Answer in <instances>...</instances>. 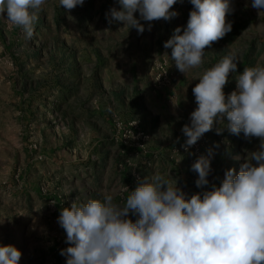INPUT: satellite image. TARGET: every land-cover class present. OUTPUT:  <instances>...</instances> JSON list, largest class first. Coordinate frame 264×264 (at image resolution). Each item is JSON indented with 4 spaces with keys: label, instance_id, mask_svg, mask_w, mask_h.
<instances>
[{
    "label": "rangeland",
    "instance_id": "obj_1",
    "mask_svg": "<svg viewBox=\"0 0 264 264\" xmlns=\"http://www.w3.org/2000/svg\"><path fill=\"white\" fill-rule=\"evenodd\" d=\"M251 4L231 0L232 30L186 76L164 43L177 27L182 34L189 0H178V16L151 22L150 31L141 21L142 34L108 23L116 0H85L70 13L47 0L30 39L0 15V245L16 246L20 264H66L60 250L69 245L57 219L73 201L112 194L122 205L129 193L121 189L133 191L138 177L155 172L176 179L190 196L201 191L191 166L210 149L206 189L219 186L226 170L238 173L258 139L226 129L218 135L214 123L186 151L182 128L190 125L192 88L206 69L236 57L228 95L244 68L264 65V13Z\"/></svg>",
    "mask_w": 264,
    "mask_h": 264
},
{
    "label": "clouds",
    "instance_id": "obj_2",
    "mask_svg": "<svg viewBox=\"0 0 264 264\" xmlns=\"http://www.w3.org/2000/svg\"><path fill=\"white\" fill-rule=\"evenodd\" d=\"M47 0H0V15L31 38L37 13ZM85 0H59L67 12ZM178 0H116L108 23H120L138 34L145 31L141 21H169L178 16ZM183 3V0H179ZM193 9L186 27H177L164 43L170 59L186 74L203 64L205 49L232 30L227 16L234 11L231 0H189ZM251 6L264 13V0ZM139 13V18L135 15ZM69 19H73L69 15ZM234 55L223 57L206 69L192 88L196 108L190 125L182 128L185 150L219 123L217 134L243 133L246 140H259L257 150L244 158L237 173H224L219 186L212 184L211 149L192 164L198 174L195 185L201 191L188 195L176 179L159 172L137 178L124 203H114L112 194L86 203L73 201L61 208L57 222L66 233L60 255L66 264H264V65L244 68L236 90L226 95L230 74L237 73ZM226 118V123H225ZM223 125V127H222ZM240 159V157H237ZM170 175V174H169ZM171 176V175H170ZM138 218L133 221L130 218ZM22 252L14 245H0V264H20Z\"/></svg>",
    "mask_w": 264,
    "mask_h": 264
}]
</instances>
